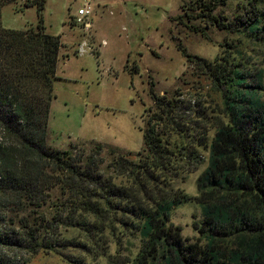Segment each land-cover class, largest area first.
Returning <instances> with one entry per match:
<instances>
[{
  "label": "trees",
  "instance_id": "16d2710c",
  "mask_svg": "<svg viewBox=\"0 0 264 264\" xmlns=\"http://www.w3.org/2000/svg\"><path fill=\"white\" fill-rule=\"evenodd\" d=\"M231 1L197 0L180 19L264 43V0H234L224 14ZM44 3L0 0V10L40 11ZM41 23L14 30L0 21V264H31L39 250L68 246L55 234L62 227L80 233L83 242L71 238L73 245L93 248L106 264H264L263 70H252L233 44L212 61L178 44L218 94L220 116L208 125L199 94L150 88L154 110L141 150L128 157L107 148L105 164L100 145L45 142L60 41ZM190 28L208 38L204 28ZM202 153L207 164L191 197L175 182L202 163ZM190 200L202 212L194 240L170 221L172 209Z\"/></svg>",
  "mask_w": 264,
  "mask_h": 264
},
{
  "label": "rangeland",
  "instance_id": "374dc122",
  "mask_svg": "<svg viewBox=\"0 0 264 264\" xmlns=\"http://www.w3.org/2000/svg\"><path fill=\"white\" fill-rule=\"evenodd\" d=\"M197 0H90L91 27L87 31L72 22L82 0H45L38 11L8 4L0 10L5 29L34 28L42 19L43 31L59 36L60 48L49 102L46 144L54 149L74 145L89 149L100 145L105 164L107 148L135 157L143 146L146 120L154 110L149 90L159 95L179 92L197 93L207 106L208 125L220 116V99L201 72L188 64L178 50L212 61L226 44H233L249 58L252 70H263L264 43L247 41L238 33L205 26L198 19L185 20L187 5ZM223 8L232 14L236 1ZM219 10L216 11V13ZM204 28L208 38L190 27ZM86 51L78 52L81 44ZM152 85H151V83ZM212 132V131H211ZM0 129V137H2ZM191 169L175 187L188 196H199L197 179L206 167ZM202 220L196 200L172 209L170 221L179 226L184 237L197 238L194 222ZM58 228L60 239L68 246L30 256L31 264H106L93 248L73 245L71 238L83 242L75 229ZM108 243V242H107ZM106 243V244H107ZM110 244V243H109ZM113 248V245H111ZM124 254V253H123Z\"/></svg>",
  "mask_w": 264,
  "mask_h": 264
},
{
  "label": "built area",
  "instance_id": "2783aa9c",
  "mask_svg": "<svg viewBox=\"0 0 264 264\" xmlns=\"http://www.w3.org/2000/svg\"><path fill=\"white\" fill-rule=\"evenodd\" d=\"M72 22L75 26L87 31L91 27V5L90 0H82V3L77 8L76 15L73 17ZM87 45L81 44L78 48L79 53L86 51ZM89 49V48H88Z\"/></svg>",
  "mask_w": 264,
  "mask_h": 264
}]
</instances>
